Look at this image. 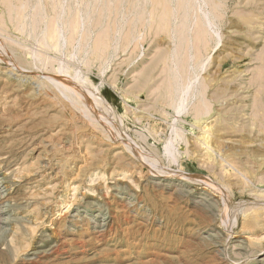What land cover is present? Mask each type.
Returning a JSON list of instances; mask_svg holds the SVG:
<instances>
[{
	"label": "rangeland",
	"instance_id": "obj_1",
	"mask_svg": "<svg viewBox=\"0 0 264 264\" xmlns=\"http://www.w3.org/2000/svg\"><path fill=\"white\" fill-rule=\"evenodd\" d=\"M0 264H264V0H0Z\"/></svg>",
	"mask_w": 264,
	"mask_h": 264
},
{
	"label": "bare ground",
	"instance_id": "obj_2",
	"mask_svg": "<svg viewBox=\"0 0 264 264\" xmlns=\"http://www.w3.org/2000/svg\"><path fill=\"white\" fill-rule=\"evenodd\" d=\"M143 1V0H142ZM149 1V0H148ZM163 1V0H162ZM183 1V0H182ZM123 2V1H122ZM130 2V1H129ZM134 2V1H133ZM132 2V3H133ZM179 2V1H178ZM153 3V2H152ZM162 3V2H161ZM182 4V3H181ZM127 5V4H126ZM130 5V4H129ZM165 5V4H164ZM121 6V5H120ZM163 5H161V7H162ZM116 7V6H115ZM151 7V6H150ZM167 7H169V6H167ZM117 8V7H116ZM122 8V7H121ZM138 8H139V6H138ZM137 8V9H138ZM120 8H118V10H119ZM163 9H165L164 7H163ZM176 9H178L177 7H176ZM121 10V9H120ZM126 10V9H125ZM152 10V9H151ZM145 11V10H144ZM166 11V10H165ZM120 12V11H119ZM122 12V11H121ZM120 12V13H121ZM167 12V11H166ZM170 12V11H169ZM180 12V11H179ZM126 13V12H125ZM168 13V12H167ZM146 14H148V13H146ZM177 14V13H176ZM179 14H182V12L181 13H179ZM140 15V14H139ZM137 17V16H136ZM126 18V17H125ZM131 18V17H130ZM140 18V17H139ZM174 18V17H173ZM183 18V17H182ZM181 19V18H180ZM127 20H129V19H127ZM132 20H134V18H132ZM207 20H208V18H207ZM126 21V20H125ZM130 21H131V19H130ZM136 21V20H135ZM147 21V20H146ZM173 21V20H172ZM127 23V22H126ZM137 23V22H136ZM179 23V22H178ZM183 23V22H182ZM134 24V23H133ZM128 25V24H127ZM177 25V24H176ZM179 25V24H178ZM178 25H177V27H178ZM119 26H120V24H119ZM142 26H143V24H142ZM127 27V26H126ZM136 27V26H135ZM120 28H121V26H120ZM137 28V27H136ZM197 28V27H196ZM203 28V27H202ZM133 29V28H132ZM199 29V28H198ZM197 29V30H198ZM119 30V29H118ZM128 30V29H127ZM178 30V29H177ZM197 30H195L196 32H197ZM204 30V29H203ZM202 30V31H203ZM121 31V30H120ZM129 31V30H128ZM134 31V30H133ZM179 31V30H178ZM200 31V30H199ZM147 32V31H146ZM160 32V31H159ZM196 32L194 33V34H196ZM201 32V31H200ZM156 33V32H155ZM178 33V32H177ZM176 33V34H177ZM202 33V32H201ZM204 33V32H203ZM181 34V33H180ZM197 35V34H196ZM152 36H153V34H152ZM176 36V35H175ZM195 36V35H194ZM177 37H179V36H177ZM200 37V36H199ZM202 37H204V35H202ZM163 38V37H162ZM183 39H186V38H183ZM202 39V38H201ZM177 40V39H176ZM179 41H180V39H179ZM203 41V40H202ZM183 42V41H182ZM120 43V42H119ZM180 43V42H179ZM196 43L197 42H193V43H191L192 44V47H193V54L195 53V51H196V49L197 48H199V47H197L196 46ZM178 44V43H177ZM202 45V44H201ZM205 45V44H204ZM177 46H179V45H177ZM197 47V48H196ZM175 49H176V47H175ZM178 49V48H177ZM181 49V48H180ZM186 49V48H185ZM202 49V48H201ZM196 54V53H195ZM199 54V53H198ZM188 55V54H187ZM190 55V54H189ZM188 89H189V85H186V86H179L178 88H177V93H178V98H177V104H176V108L177 109H181V107H182V104H183V102L185 101V94H187V91H188ZM198 108V107H197ZM199 109V108H198ZM197 111V110H196ZM175 176V175H174ZM177 176V175H176ZM175 176V177H176ZM76 222V221H75ZM107 223V222H106ZM94 224V223H93ZM87 229V228H86ZM93 229V228H92ZM88 230V229H87ZM96 230V229H95ZM128 230V229H127ZM93 232H94V230H93ZM103 233V232H102Z\"/></svg>",
	"mask_w": 264,
	"mask_h": 264
}]
</instances>
